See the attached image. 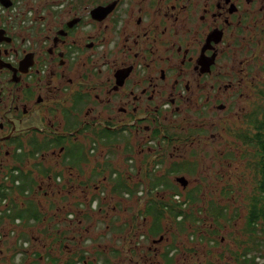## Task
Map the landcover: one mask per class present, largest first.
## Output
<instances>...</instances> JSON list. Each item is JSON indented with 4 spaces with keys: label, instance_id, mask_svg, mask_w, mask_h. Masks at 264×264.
Segmentation results:
<instances>
[{
    "label": "flooded vegetation",
    "instance_id": "obj_1",
    "mask_svg": "<svg viewBox=\"0 0 264 264\" xmlns=\"http://www.w3.org/2000/svg\"><path fill=\"white\" fill-rule=\"evenodd\" d=\"M263 111L264 0H0L1 261L240 254Z\"/></svg>",
    "mask_w": 264,
    "mask_h": 264
},
{
    "label": "rangeland",
    "instance_id": "obj_2",
    "mask_svg": "<svg viewBox=\"0 0 264 264\" xmlns=\"http://www.w3.org/2000/svg\"><path fill=\"white\" fill-rule=\"evenodd\" d=\"M199 193H200V191L196 195V199H195V206L198 209H200V207L202 208L204 205V202H205V200L202 199L203 198L202 195L198 198ZM131 204L132 203H130V205ZM206 204H207V202H206ZM90 215L92 216L93 220H95L97 218V216L94 214L90 213ZM113 219H114V216H112V217L108 216L106 221H104L103 225L97 221H94L93 225H92V227L95 228L94 234L101 227L103 230V228L106 224L110 225L111 220H113ZM102 220H103V218H102ZM140 222H141V220L139 218L136 219V223L140 227V232H144L143 222H141L142 226L140 225ZM120 223H123V221L120 220L118 223L115 222V225L118 226ZM129 223L132 226L131 220H129ZM237 226H241L240 221H237ZM110 229L111 228L106 229L104 231H100L101 237L109 236L111 238V233L109 231ZM199 231H201L200 226H198L196 228L195 235H197L199 233ZM225 233H226V230L222 232V235H220L219 238L224 236ZM36 234H37V236L39 235L34 230L32 231V228H31L30 230H26V232H24V235L21 237L23 238V240L28 241L29 238L34 237ZM190 235H191V229H190ZM195 235H194V238L190 237V264H234V261L230 258L231 254H229L228 251L222 249L220 246H217V245L210 243L209 241L207 242L206 240H200V238H195ZM200 235H202V233ZM12 236H13V234L8 235L9 238H11ZM6 237H7V234H5V236L3 238H1L0 241L3 242V240ZM164 237H170L171 238V235L164 234ZM182 238H184V236H180L177 239L181 240ZM243 238L245 239V244H246L245 247L249 250V252H253L252 255L258 256L256 263L264 264V235H261L259 238L257 237V238H254L253 240H251L248 235H245L243 233ZM117 240H119V239L117 238ZM255 241L256 242L258 241L260 244L258 246H256ZM2 242H0V253H1L0 257L2 255L4 256L3 253L4 252L6 253L9 250L11 253L16 246V245H14V247L10 246V248H8L7 245L5 244V246H4ZM99 243H102V242H99ZM38 244H40V243L38 242ZM25 246H26V244H25ZM113 246H115L114 243L111 244V247H113ZM249 248H251L252 250H250ZM91 249H90V251H91ZM63 257L64 256H62V258ZM7 258H8V255H7ZM8 263L9 262H6V264H8ZM0 264H5V261H1V259H0ZM178 264H180V262Z\"/></svg>",
    "mask_w": 264,
    "mask_h": 264
},
{
    "label": "trees",
    "instance_id": "obj_3",
    "mask_svg": "<svg viewBox=\"0 0 264 264\" xmlns=\"http://www.w3.org/2000/svg\"><path fill=\"white\" fill-rule=\"evenodd\" d=\"M254 129L256 133L259 134L258 143L262 150V153L258 154L259 163L258 170L261 178L258 181V193L259 197L253 195V199H251L250 204L247 205L248 212L246 216V223L244 225V229L242 233L248 235L251 240L254 238H259L261 235H264V136L261 137V134H264V111H263V121L254 124ZM17 215L6 216L10 222H13ZM4 218H0V225L3 224ZM259 228V230H258ZM243 246H245V241L242 242ZM260 243L255 241V245L258 246ZM252 250L251 248H249ZM253 252H249L247 248L243 249V251L238 253H229L234 259L240 261L241 264H258L256 263L257 257L256 255H252ZM24 260V259H23Z\"/></svg>",
    "mask_w": 264,
    "mask_h": 264
},
{
    "label": "built area",
    "instance_id": "obj_4",
    "mask_svg": "<svg viewBox=\"0 0 264 264\" xmlns=\"http://www.w3.org/2000/svg\"><path fill=\"white\" fill-rule=\"evenodd\" d=\"M17 224V221H15L14 225ZM2 230L0 231V240L1 238H3L5 236V234H7V237L3 240V245L4 243H7V247H10V242L12 241V239L15 237V233L13 231V225L8 224L6 221L3 223L2 226ZM13 234V236L11 238L8 237V235ZM10 239V240H9ZM2 242V241H0ZM5 246V245H4ZM24 248H26L25 244L23 245Z\"/></svg>",
    "mask_w": 264,
    "mask_h": 264
}]
</instances>
